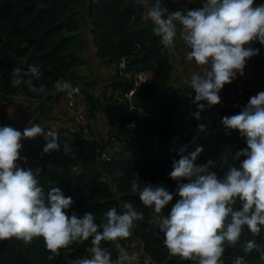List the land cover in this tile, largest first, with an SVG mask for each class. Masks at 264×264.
<instances>
[{
  "label": "trees",
  "instance_id": "trees-1",
  "mask_svg": "<svg viewBox=\"0 0 264 264\" xmlns=\"http://www.w3.org/2000/svg\"><path fill=\"white\" fill-rule=\"evenodd\" d=\"M147 1L164 11L188 8L195 15L188 34L215 46V60H231L264 82V0H89L96 55L117 70L112 99L132 88L118 71L122 58L127 72L154 75L137 88L132 111L128 103L117 106L108 144L119 145L99 165L89 157L78 165L65 153L64 145L85 141L63 130L54 144L43 139L47 128L23 129L18 161L0 185V264H114L132 238L143 243L150 264H264V130L247 123L239 103L210 108L202 130L189 110L180 114L169 38L160 18L142 21ZM80 3L0 0V177L15 131L8 112L14 99L59 104L57 85L85 64L74 10ZM82 91L92 119L98 104ZM198 181L217 195L240 191L234 202H214L227 237L194 190Z\"/></svg>",
  "mask_w": 264,
  "mask_h": 264
},
{
  "label": "rangeland",
  "instance_id": "rangeland-1",
  "mask_svg": "<svg viewBox=\"0 0 264 264\" xmlns=\"http://www.w3.org/2000/svg\"><path fill=\"white\" fill-rule=\"evenodd\" d=\"M88 6H89V0H81L80 5L74 7L75 11L80 12L81 24L79 29V35L85 41V45L83 48H80L78 52L82 58L86 57V59L83 58L85 60V64L81 67L76 68L75 76L71 79H67L63 81L64 82L63 84L65 85V87L68 86L67 90L74 85H79L82 89L89 91L94 96L99 106L95 116L92 118L93 136L91 138L94 139L96 138L95 141L97 142V144H100L101 147L108 145L109 146V147L107 146L108 149H111V151L113 152V148L117 147L119 143L113 142V144H108L110 137L113 136V132L110 130L109 127V122L115 117V114L117 113V106L123 101L122 98H119V100H117V99H112L111 97L113 87H111L110 84L117 79L116 77L117 70L115 66H109L107 63L103 62L102 59L98 58L92 53V46L94 44L92 43L93 36L91 34L90 20L87 15ZM184 9L181 11L183 12ZM149 11L154 15H159V16L161 15V13L157 14V12L155 11L153 13L151 9H148V12ZM165 12L168 13L169 11H165ZM187 12L183 13L185 17L183 19L184 21L180 25L179 30L183 32L185 31L184 37L183 38L181 37V41L185 43H190L187 37L191 36V34L186 33L187 30L186 27L187 24H190L189 22L190 18L194 17L195 15L192 12H190V14L187 15L188 14ZM161 20H162L161 26L164 29L165 34L170 39L171 36H170V32H168L169 29L172 28V26L178 27V25L171 24L172 26L169 27V25L165 23L167 19H161ZM89 31H90V35L88 33ZM200 50H202V53L200 55L202 54L203 55H202V59L197 63V65H204L205 63H203V61L209 60L211 62L212 59H216L215 46H210L205 41V44L201 47ZM93 56H95V59L98 60L99 63L94 64L92 62ZM189 56H190L189 61L194 60L193 59L194 55L193 56L189 55ZM244 77L251 86H254V84H256L255 86L257 89L255 91L258 93L259 97L255 102L243 101V103H239L238 106L241 108L240 115L247 121L248 124H253L264 130V82L258 83L248 72H244ZM171 83H173V80H171ZM61 93L63 94V92ZM181 98L183 100V94H181ZM62 99H64V95L61 97L60 100L62 101ZM15 100L22 102L19 105H16L19 108V110L21 111L23 109H24L23 111L28 110L30 111L29 114H33L34 118H37L35 122L39 119V117H42L43 115L47 114V112L49 111H52L54 106L60 105L61 103V101L59 104L48 103L47 99H44L43 101H31L30 103L29 101L23 102V99L15 98L14 101ZM36 102L39 103V105L36 106L37 108H39L38 111L33 110L34 104ZM3 104L4 102L0 100V105ZM258 105L263 106V109L257 112L253 111L252 108L258 107ZM186 110L187 109L184 107V103L183 105L181 104V108L179 112H187ZM99 112L101 114L97 115ZM37 114H41V115L37 116ZM155 118L156 117H153L152 119L154 125L156 124ZM33 120L34 119L31 118L30 120L27 121V119L25 118V122L27 121L28 125L30 124V122L32 124ZM48 120H52V119L49 118ZM51 125L54 124H52L51 122ZM59 130H63V135L66 138L81 139L85 141V145L81 148L72 147L74 149H71L70 148L71 146L69 145H64V147H66V150L63 148L65 153L73 155L77 158L78 165L81 164L82 158L84 157L91 158L95 163H97V165H99L100 159L97 157L94 151L95 146L94 147L89 146L86 138L79 131L76 130V127L71 125V123L69 124L68 122H65L62 124V126L58 127V131ZM15 152H16L15 143L14 142L9 143L7 148L5 149L7 166L0 177V185L7 181L11 172L10 170L15 166V164L18 161L17 158L15 157ZM75 170L78 171L77 168ZM209 189L210 186L205 185L201 181H198L194 186V190L202 197V199L205 201L207 205L205 211H212L213 214L219 218L218 225L220 227V232L225 237H227L229 234L228 225L226 224L224 219H222L219 216L218 211L214 207V202L218 199L234 202L235 198L240 196V191L238 189L229 188L230 192L235 196L234 198L230 195H217L212 191H210ZM124 220L126 224H128V219L124 218ZM114 264H150V258L144 251L143 243L136 238H132L129 242L126 243L123 257Z\"/></svg>",
  "mask_w": 264,
  "mask_h": 264
},
{
  "label": "built area",
  "instance_id": "built-area-1",
  "mask_svg": "<svg viewBox=\"0 0 264 264\" xmlns=\"http://www.w3.org/2000/svg\"><path fill=\"white\" fill-rule=\"evenodd\" d=\"M223 60H211L208 81L199 83L194 91L188 93V110L199 130L203 129V116L210 108H224L231 106L230 98L235 97L240 102L256 100L259 95L250 87L249 82L244 77V72L234 68ZM121 75L127 76L132 84V88L124 94L122 101L128 103L129 110L134 109L133 96L137 88L152 79L154 72L151 69L143 70L136 74L127 72V61L122 58L117 65ZM232 95V96H231ZM66 114L73 119L78 131L85 137L93 136L92 119L89 117V106L85 95L79 85L70 87L64 95ZM57 138V130L47 128L43 134L45 142L54 143ZM97 157L102 161H108L112 154L111 149L102 150L97 144L94 148Z\"/></svg>",
  "mask_w": 264,
  "mask_h": 264
},
{
  "label": "crops",
  "instance_id": "crops-1",
  "mask_svg": "<svg viewBox=\"0 0 264 264\" xmlns=\"http://www.w3.org/2000/svg\"><path fill=\"white\" fill-rule=\"evenodd\" d=\"M145 7H146V10L142 18L143 22H145L147 19L151 17L152 18L157 17L160 19H167L165 23H167L169 27L172 26L171 24L178 25V27L172 26V28H170L168 31L170 32V36H171V38L169 39V42L171 44L170 61L174 65V75L172 76V80H173L172 86L176 88L180 98H181V94H183V100L181 98V101H182L181 104L183 105L184 103V107L187 109L186 110L187 112H180V114L182 116H187L188 115V104H187L188 101L186 99V95L189 92V88H196L199 83L208 81L210 78V75H209L210 61L206 60V61H203V63H205L204 65H197V63L202 59L203 54L200 55L202 53V50L200 49L205 44V41L201 35L195 32L192 33L191 36L187 37L190 43H185L181 41V37L182 38L184 37L185 31L183 32V31H180L179 29H180L181 23L184 21L183 19L185 15L183 13L189 11L188 8H185L184 11L182 12L179 10V7H177L174 11H169L168 13H166L165 11H163L162 7L156 6L150 1L146 2ZM148 9H151L153 13L154 11L157 12V14L161 13V15L160 16L154 15L150 11L148 12ZM187 13H188L187 15L190 14V12H187ZM186 28H187L186 33L188 34L189 33L188 29L190 28V24H187ZM88 33L90 35V31ZM92 43H93V38H92ZM92 53L95 56H97L96 48L94 47V45L92 46ZM189 55H192V56L194 55V58H193L194 60L189 61V57H190ZM95 56H93L92 62L94 64H97L99 62L98 60L95 59ZM83 58L86 59V57H83ZM63 83L64 82L62 81L57 85L53 94L63 92L65 95V92L67 91L68 86L65 87ZM255 85L256 84H254V86H251V85L250 86L256 90L257 88ZM18 99H23V102L25 101H29V103L31 102V100H28L25 96H21ZM230 100H232L230 101L231 106H234L235 103H239V101L236 100L234 96H232ZM20 103L22 102L15 100L14 103L8 107L9 121L10 122L12 121L15 127V131L13 135L9 138L7 146L9 143L14 142L16 150H17L20 138H21L22 131L25 127L35 126L39 130H43L44 128H54L58 131V127L62 126V124L65 122H68L69 124L71 123V125L76 127V124L74 123L73 119H71L66 114V105H65L64 99H62L60 105L54 106L52 111L47 112V114L43 115L42 117H39V119L36 122L35 120L37 118H34L33 114H29L30 111L28 110L23 111L24 109L22 111L19 110V108L16 105H19ZM240 103H243V102H240ZM38 105H39L38 102L34 104V108H33L34 111H38L39 108L36 107ZM100 114L101 113L99 112L97 115H100ZM38 115L40 116L41 114H37V116ZM47 117H49L52 120H48L49 118ZM25 118L27 119V121L30 120L31 118L34 119L33 123L31 124L30 122V124L28 125L27 124L28 122L27 121L25 122ZM155 121H156V124H159V119L157 117L155 118ZM51 122L54 125H51ZM76 130L78 131L77 127H76ZM95 139L86 138L88 145L92 147L96 146L97 142L95 141ZM70 148L74 149L72 147ZM64 149L66 150V147H64Z\"/></svg>",
  "mask_w": 264,
  "mask_h": 264
}]
</instances>
